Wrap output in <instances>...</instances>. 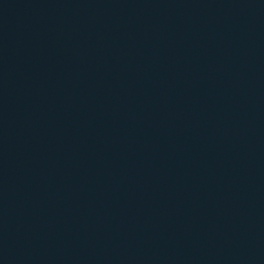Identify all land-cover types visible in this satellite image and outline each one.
Here are the masks:
<instances>
[{"label": "water", "instance_id": "obj_1", "mask_svg": "<svg viewBox=\"0 0 264 264\" xmlns=\"http://www.w3.org/2000/svg\"><path fill=\"white\" fill-rule=\"evenodd\" d=\"M0 264H264V0H0Z\"/></svg>", "mask_w": 264, "mask_h": 264}]
</instances>
